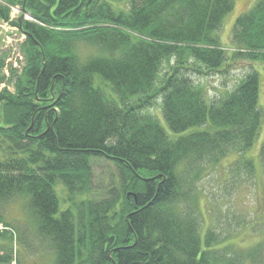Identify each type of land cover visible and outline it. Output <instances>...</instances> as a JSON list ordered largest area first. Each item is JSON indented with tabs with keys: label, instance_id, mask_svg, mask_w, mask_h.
I'll return each instance as SVG.
<instances>
[{
	"label": "trees",
	"instance_id": "16d2710c",
	"mask_svg": "<svg viewBox=\"0 0 264 264\" xmlns=\"http://www.w3.org/2000/svg\"><path fill=\"white\" fill-rule=\"evenodd\" d=\"M4 1L43 26L20 25L27 66L19 94L0 95V223L4 206L26 198L56 264L253 262L260 247L222 249L214 231L202 237L196 197L207 171L230 155L238 154L233 185L253 181L245 155L262 136L264 174L259 74L246 73L219 100L193 76L230 61L264 63V0L236 20L231 56L218 33L236 0H131L129 11L113 8L122 0ZM9 16L0 4V19ZM159 100L175 139L148 112ZM97 159L114 164L115 180L101 199L76 200L90 192Z\"/></svg>",
	"mask_w": 264,
	"mask_h": 264
},
{
	"label": "rangeland",
	"instance_id": "374dc122",
	"mask_svg": "<svg viewBox=\"0 0 264 264\" xmlns=\"http://www.w3.org/2000/svg\"><path fill=\"white\" fill-rule=\"evenodd\" d=\"M254 0H236L235 7L229 13L222 29L218 33L220 45L228 56L233 53L232 32L238 17L250 11ZM2 6L8 7L9 20L0 19V59L4 62L1 70L3 81H0V95L4 91L17 96V80L24 76L27 66V57L24 47L26 46L27 35L20 25L27 23L43 26L30 11H24L21 5L12 6L6 1L0 0ZM112 6L116 11H129L131 0L113 2ZM82 57L88 55L82 53ZM12 61V62H10ZM232 62L230 66L218 73H210L206 76H193V80L203 85L207 99L219 100L244 78L246 73L253 70L259 74L260 85V107L264 111V63L243 62L238 64ZM234 63V64H233ZM7 65V67H6ZM163 75V73H162ZM95 87L101 89L110 97L111 85L100 76H95ZM264 84V82H263ZM209 103V102H208ZM0 102V108H1ZM152 113L159 120L170 138L178 136L170 132L167 123L162 117L161 101L151 108ZM264 133V114L262 123ZM263 136L256 141L254 147L245 155L253 159L256 166V176L253 181L243 178L235 186L228 179V172L231 165L237 160L238 154L227 156L216 168L209 169L206 176L197 184L196 209L198 208L201 224L202 237L208 231H214L219 239L222 249L232 248L248 252L251 249L260 247V252L255 260L247 261L246 264H264V174L260 161V147ZM93 181L89 193L76 196V200L101 199L106 195L111 180H115L116 167L113 163L104 160H93ZM57 194L60 198L61 209L69 206L68 193L63 186L57 187ZM4 224L12 227L17 236L10 233L0 234V250L4 248L12 251L14 244H18V264H56V255L47 242L42 241L35 232L31 220L28 201L26 198L15 199L4 206ZM4 247V248H3ZM17 249V247H16ZM258 251V250H257ZM256 251V253H257ZM10 252V251H9ZM7 253V252H6Z\"/></svg>",
	"mask_w": 264,
	"mask_h": 264
},
{
	"label": "built area",
	"instance_id": "2783aa9c",
	"mask_svg": "<svg viewBox=\"0 0 264 264\" xmlns=\"http://www.w3.org/2000/svg\"><path fill=\"white\" fill-rule=\"evenodd\" d=\"M7 228H5L3 225H0V232H3L4 230H6ZM5 254H4V252H2L1 250H0V259H1V257L2 256H4ZM0 264H16V261L15 260H13V261H11V262H9V263H3L1 260H0Z\"/></svg>",
	"mask_w": 264,
	"mask_h": 264
}]
</instances>
